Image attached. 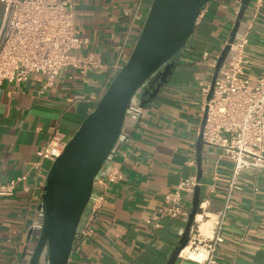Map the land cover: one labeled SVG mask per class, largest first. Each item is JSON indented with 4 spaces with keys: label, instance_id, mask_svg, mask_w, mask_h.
<instances>
[{
    "label": "crops",
    "instance_id": "1",
    "mask_svg": "<svg viewBox=\"0 0 264 264\" xmlns=\"http://www.w3.org/2000/svg\"><path fill=\"white\" fill-rule=\"evenodd\" d=\"M152 0H72L75 27L88 39L72 53L95 51L102 66L85 75L65 67L52 80L32 73L0 86V183L18 179L13 195L0 198V264H18L31 245L46 174L51 161L38 155L56 127L67 141L95 107L114 74L111 65L128 57ZM240 0H211L178 56L168 83L142 111L129 118L107 165L120 171L107 183L103 173L94 190L103 195L93 233L74 242L68 264H166L178 245L185 217H159L165 195L179 182L197 178L195 141L199 132L201 84L213 68L200 58L219 54L229 38ZM4 16L0 5V26ZM247 33L244 77L264 76V0H251L237 33ZM121 60V63L123 61ZM232 162L217 147H203L196 225L211 232L222 217L223 241L214 264H264V170L243 169L238 189L224 208ZM193 193V192H192ZM192 194L182 202L191 210ZM197 215L201 219H197ZM208 223L203 232L202 224ZM174 264H196L178 259Z\"/></svg>",
    "mask_w": 264,
    "mask_h": 264
},
{
    "label": "built area",
    "instance_id": "2",
    "mask_svg": "<svg viewBox=\"0 0 264 264\" xmlns=\"http://www.w3.org/2000/svg\"><path fill=\"white\" fill-rule=\"evenodd\" d=\"M0 5L4 9L0 26V86L5 81L26 80L32 73H40L47 81H52L65 67L85 75L102 66L100 54L95 51L72 53L83 49L89 42L75 27L72 0H0ZM246 43V32L231 43L227 60L219 70L208 100L210 84L203 83L200 87V118L207 108L203 141L207 146L219 148L221 156L232 162L224 208L228 207L232 192L238 189V178L243 169L264 170V76L255 84L244 77ZM218 55L204 51L200 58L208 60L213 68ZM122 59L120 55L111 65L113 76L127 57L121 63ZM67 141H63L56 127H51L48 143L38 155L52 162ZM119 173L116 166L110 167L106 174L107 183L115 182ZM17 180L0 183V198L13 195ZM195 184V177L181 180L173 192L165 195L171 204L162 206L158 216L186 217L189 210L181 199L183 194H192ZM102 199L103 195L96 192L95 202L77 232L76 241L83 242L92 235V225L101 209ZM222 217L223 212L210 233H202L194 221L187 243L177 258L196 264H214L215 251L223 241ZM186 247L192 252L201 248L205 256L202 260L189 258L182 254Z\"/></svg>",
    "mask_w": 264,
    "mask_h": 264
},
{
    "label": "water",
    "instance_id": "3",
    "mask_svg": "<svg viewBox=\"0 0 264 264\" xmlns=\"http://www.w3.org/2000/svg\"><path fill=\"white\" fill-rule=\"evenodd\" d=\"M211 0H152L135 44L125 63L113 76L95 107L81 121L46 174L39 216L32 226L31 245H26L18 264H68L71 251L87 213L96 199L94 182L106 175L110 157L123 137L126 121L142 111L168 83L178 56L195 31L201 12ZM251 0H240L229 38L212 70L211 97L215 79L224 66L231 43L238 39L245 11ZM242 34V33H241ZM147 85V86H146ZM206 110L200 118L195 141L198 168L191 210L178 245L166 264H174L186 245L189 230L199 212V180L202 173V138Z\"/></svg>",
    "mask_w": 264,
    "mask_h": 264
},
{
    "label": "bare ground",
    "instance_id": "4",
    "mask_svg": "<svg viewBox=\"0 0 264 264\" xmlns=\"http://www.w3.org/2000/svg\"><path fill=\"white\" fill-rule=\"evenodd\" d=\"M197 219H201L200 215H197ZM208 223L202 224V230L203 232L206 231V228ZM182 254L187 255L189 258L196 259V260H202L203 257L205 256V251L203 249H199L198 252H192L191 250L188 249V247L184 248L182 251Z\"/></svg>",
    "mask_w": 264,
    "mask_h": 264
},
{
    "label": "rangeland",
    "instance_id": "5",
    "mask_svg": "<svg viewBox=\"0 0 264 264\" xmlns=\"http://www.w3.org/2000/svg\"><path fill=\"white\" fill-rule=\"evenodd\" d=\"M51 165V164H50Z\"/></svg>",
    "mask_w": 264,
    "mask_h": 264
},
{
    "label": "trees",
    "instance_id": "6",
    "mask_svg": "<svg viewBox=\"0 0 264 264\" xmlns=\"http://www.w3.org/2000/svg\"><path fill=\"white\" fill-rule=\"evenodd\" d=\"M147 86V85H146Z\"/></svg>",
    "mask_w": 264,
    "mask_h": 264
}]
</instances>
